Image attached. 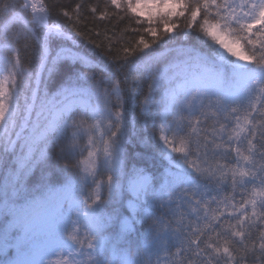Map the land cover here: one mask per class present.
<instances>
[{"label": "snow or ice", "instance_id": "snow-or-ice-1", "mask_svg": "<svg viewBox=\"0 0 264 264\" xmlns=\"http://www.w3.org/2000/svg\"><path fill=\"white\" fill-rule=\"evenodd\" d=\"M83 8L80 0L57 15L76 28ZM87 10L97 14L95 5ZM52 15L45 0H0V17H8L0 29V264H264V0H107L97 19L128 16L137 25V38L114 58L127 72L107 80L70 75L49 95L48 82L63 67H99L74 50L73 34ZM180 28L184 39L195 29L207 51L169 48ZM29 38L39 44L34 69L18 47ZM128 73L137 77L130 84ZM137 107L158 127L161 154L180 169L159 184L143 168L126 185L121 179L127 117ZM57 145L61 155L87 152L79 180L30 189V175ZM228 186L231 197L212 195ZM112 201L121 206L106 215ZM138 225L146 226L143 251L133 252ZM122 242L129 247L117 257Z\"/></svg>", "mask_w": 264, "mask_h": 264}, {"label": "trees", "instance_id": "trees-1", "mask_svg": "<svg viewBox=\"0 0 264 264\" xmlns=\"http://www.w3.org/2000/svg\"><path fill=\"white\" fill-rule=\"evenodd\" d=\"M80 0H45V3L51 8L53 15L50 18L51 20L58 21L65 29L73 34V39L76 41V49L80 52L81 55L87 56L90 61L99 65L95 69H90L88 67H82L80 64H75L71 66H65L60 69L56 74L53 75L52 79L48 82L47 90L49 95L54 94L60 89L64 83L68 80L69 76H74L77 73H85L86 75H94L97 80L105 79L107 80L109 76L117 74L121 77L127 72L125 68L123 71H119L120 67L118 62L114 61V58L118 55L117 49L121 44H127L131 41H134L138 34L133 33L131 28L137 27L133 19H130L128 16H125L123 20L118 19L116 16H111L107 19L100 20L96 18V15L103 10L107 4V0H83L84 8L81 13V22L76 26L72 27L74 21L69 20L62 15H57L62 8H66L69 11L72 10L76 3H79ZM89 5L97 6V14H93L87 10ZM109 12L116 11L114 8L109 6ZM123 15V12L120 13ZM8 17H0V29L3 28L4 23L7 21ZM176 19V18H174ZM177 23H182L180 19H177ZM13 30L19 27L18 24L12 26ZM125 29H129L125 31ZM79 31L84 33L82 36H76L75 32ZM183 31V28L174 29L172 35H176L177 38L175 41L168 45L169 48L179 49V48H197L201 51H207L200 47L199 41L197 39V33L195 29L191 30L188 34L187 39L179 36L178 33ZM99 33V35H96ZM107 37H113V48L112 51L108 50V39ZM90 41H95L96 44H100L101 47L97 48L95 44L90 43ZM25 43L27 48H25ZM67 46H72V41H66ZM20 48L21 59L24 62L25 66L30 68H35L36 66V55L38 51L39 44L35 38H29L26 42L21 41L18 45ZM163 51V49H160ZM175 54H170L165 57H162L160 61L155 65L157 70H162L169 61L173 58ZM225 82L222 85L224 88L230 86V81L228 79L229 70L225 68ZM129 84L132 80L136 79L134 73H128ZM144 85L143 94H147V81L146 77L141 81ZM107 86V85H105ZM162 91V90H161ZM23 92L21 102L23 103ZM30 94V93H29ZM143 94L140 96V99H143ZM157 100L160 99V92L156 93ZM87 99V98H86ZM128 123H127V132H126V141L123 145V167L124 175L122 176V181L126 185L128 179L131 177L133 169L143 168L150 175L155 177L157 184L161 181V178L166 174L167 170L173 169L170 166V163L164 156L161 154L162 149L160 148L157 140L154 138V133H158V127H153L152 118H146L141 114L139 107L136 108L135 112H129L128 114ZM134 120V122H133ZM147 123V126L145 124ZM159 121H157L158 125ZM212 121H209V126H211ZM83 144L84 141L82 140ZM62 145H57L51 149V158L46 165L36 167L28 179V186L30 189H35L39 184L43 182H48L60 186H67L77 182L82 175L77 165L78 162L83 160L87 156V152H84L83 155L67 156L61 155L60 147ZM176 162V161H175ZM65 164H68L69 167L65 168ZM175 171V170H174ZM100 179H106V173L101 170L99 172ZM87 188L89 191L92 190V180H88ZM239 189L236 190L235 200L238 202L241 199ZM103 195V193H102ZM212 195L216 196L217 200L228 196L233 195L232 189L230 186L223 188L221 190H214ZM120 200L126 206L127 196L121 197ZM121 204L116 201H112L109 204L104 206L105 214L111 213L113 207H120ZM213 208L216 205H212ZM139 231L133 234L130 239L134 242L132 245V251H136L137 245L140 246V251H143V239L142 233L145 231L146 226H137ZM105 236L111 239L115 235L114 229L108 228L105 230ZM128 244L120 243L117 245V257L120 254V250L128 248ZM13 250H10V252ZM174 252L175 249L173 248ZM3 258V254L0 253V259ZM112 253H108V259H112Z\"/></svg>", "mask_w": 264, "mask_h": 264}, {"label": "rangeland", "instance_id": "rangeland-1", "mask_svg": "<svg viewBox=\"0 0 264 264\" xmlns=\"http://www.w3.org/2000/svg\"><path fill=\"white\" fill-rule=\"evenodd\" d=\"M84 102L87 103V99H86V98L84 99ZM169 163H170V162H169ZM175 163H176L175 161L172 162V163H170V166H171L172 168H174L175 171H174L173 169H169V170H167V171H172V172L180 171V169H178V168L175 167Z\"/></svg>", "mask_w": 264, "mask_h": 264}]
</instances>
